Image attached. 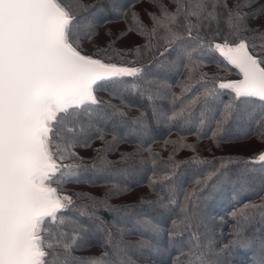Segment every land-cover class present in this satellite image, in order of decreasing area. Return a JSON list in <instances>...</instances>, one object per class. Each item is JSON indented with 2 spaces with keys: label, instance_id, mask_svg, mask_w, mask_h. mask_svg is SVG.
I'll return each mask as SVG.
<instances>
[{
  "label": "snow or ice",
  "instance_id": "6c2138e0",
  "mask_svg": "<svg viewBox=\"0 0 264 264\" xmlns=\"http://www.w3.org/2000/svg\"><path fill=\"white\" fill-rule=\"evenodd\" d=\"M173 4L153 0L145 23L137 0H0V264H233L240 250L264 264V144L202 159L186 143L264 142V0ZM128 32L143 40L117 47ZM122 144L135 147L109 159ZM182 148L194 155L177 160ZM142 181L151 192L111 202ZM225 189L259 203L232 211L221 247L210 201Z\"/></svg>",
  "mask_w": 264,
  "mask_h": 264
},
{
  "label": "trees",
  "instance_id": "16d2710c",
  "mask_svg": "<svg viewBox=\"0 0 264 264\" xmlns=\"http://www.w3.org/2000/svg\"><path fill=\"white\" fill-rule=\"evenodd\" d=\"M121 2L126 3L127 0H121ZM153 0H137V11L141 12V17L144 20L145 23H149V20L146 16L143 15L142 9L151 8ZM164 3L168 4L171 7H174L173 0H163ZM257 2H260V0H257ZM127 24L124 21H120L118 24H116L113 27L114 31H119L121 29H126ZM133 40H143V37H140L135 32H128L126 37H123L121 35V39L117 40V47H120L122 43L131 44ZM133 56H135V52H129L128 57L131 59ZM206 71H218L216 68V65H209L206 69ZM222 75H224L227 78H233L235 76V72L228 73L226 69H220ZM175 92H180V88L178 86L174 87ZM107 95V94H102ZM228 97H225V100H227ZM113 103H118V101L113 100ZM140 109L137 108H131L128 109V112L130 115H136ZM168 129L167 127H159L158 128V135L157 140L159 143L152 145L153 150L159 154V156L162 159H167L169 152L171 148L173 147L171 144H169L167 147H162L163 140L168 138ZM210 135V134H209ZM177 138V130L173 129L171 132V139L175 140ZM100 141H96L93 147H97L100 145ZM186 143L188 144H195L197 147V152L199 153L200 157L211 159L213 156H223V155H240V156H251L254 154H257L258 150L261 149L262 144L264 142L260 141V139L256 136H253L249 140H241L239 143L236 144H226L221 145L219 148L215 146L214 143H212L210 140L207 139H201L197 140V137L195 135H186ZM132 147H135V145H128V144H122L120 145L119 151L116 153L109 154V159H117L121 151H130ZM91 149L88 150H81L82 154H91ZM194 155L192 150L190 148H182L176 153V159L177 160H186L188 157ZM189 174L191 173V169L188 170ZM85 190L92 192L94 195L102 196L105 188L103 187H88L84 186ZM152 190L148 187L146 181H142L141 185L137 188H135L134 192L130 195L121 196L119 198H114L111 202L113 204H118L121 202H128L130 201L133 196L136 193L139 192H151ZM155 194L153 193V196ZM255 201L259 203V199L255 193H245L241 197H235L231 193L230 190L225 189L223 192H219L215 194V198L210 201V204L212 206L213 215L215 216V222H214V230H215V238L217 243L222 247L223 244H225L228 240V238L232 234V227L235 223V219L232 217L231 213L235 209L242 208L243 205L249 201ZM101 215L106 220L112 219V214L109 213L105 209L100 210ZM261 228V224L259 223V217L257 216L256 220L253 222V224L250 226V231L253 229L259 230ZM260 232L256 231V235H259ZM129 240L136 241L139 240L140 237L137 235H132L128 237ZM177 253L175 250H170L169 255L165 257V259L173 260L177 257ZM155 257H153L154 259ZM134 259H138V264H144V260L148 259L147 255H140L137 254V256H134ZM248 259V254L244 250L238 251L235 255L231 257V260L233 264H245L246 260Z\"/></svg>",
  "mask_w": 264,
  "mask_h": 264
},
{
  "label": "rangeland",
  "instance_id": "374dc122",
  "mask_svg": "<svg viewBox=\"0 0 264 264\" xmlns=\"http://www.w3.org/2000/svg\"><path fill=\"white\" fill-rule=\"evenodd\" d=\"M234 77H235V76H234ZM234 77H233V78H234Z\"/></svg>",
  "mask_w": 264,
  "mask_h": 264
}]
</instances>
